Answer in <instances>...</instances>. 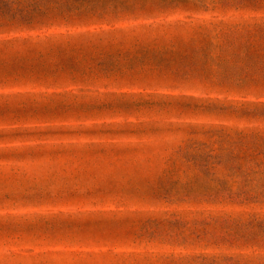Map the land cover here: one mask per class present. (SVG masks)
<instances>
[{
  "label": "rangeland",
  "instance_id": "obj_1",
  "mask_svg": "<svg viewBox=\"0 0 264 264\" xmlns=\"http://www.w3.org/2000/svg\"><path fill=\"white\" fill-rule=\"evenodd\" d=\"M0 264H264V0H0Z\"/></svg>",
  "mask_w": 264,
  "mask_h": 264
}]
</instances>
